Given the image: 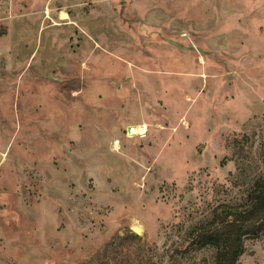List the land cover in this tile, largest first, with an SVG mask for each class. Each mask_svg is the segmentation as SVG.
Returning a JSON list of instances; mask_svg holds the SVG:
<instances>
[{"label":"rangeland","instance_id":"374dc122","mask_svg":"<svg viewBox=\"0 0 264 264\" xmlns=\"http://www.w3.org/2000/svg\"><path fill=\"white\" fill-rule=\"evenodd\" d=\"M0 27V264H211L192 230L264 177V0H0Z\"/></svg>","mask_w":264,"mask_h":264},{"label":"trees","instance_id":"16d2710c","mask_svg":"<svg viewBox=\"0 0 264 264\" xmlns=\"http://www.w3.org/2000/svg\"><path fill=\"white\" fill-rule=\"evenodd\" d=\"M6 33V29L0 27V38ZM213 222L217 225L213 223L192 230L193 243L199 247H213L211 264H242L240 257L245 251L246 239L264 237V177L254 182L240 204L226 206L214 216ZM126 238L132 240L138 235L128 231ZM103 257L104 254L99 264H106Z\"/></svg>","mask_w":264,"mask_h":264},{"label":"bare ground","instance_id":"6f19581e","mask_svg":"<svg viewBox=\"0 0 264 264\" xmlns=\"http://www.w3.org/2000/svg\"><path fill=\"white\" fill-rule=\"evenodd\" d=\"M64 14V13H63ZM62 18H67V16L64 14ZM63 20V19H62ZM146 131V125H141V126H137V125H129L128 126V135L130 137L132 136H136L138 134H142Z\"/></svg>","mask_w":264,"mask_h":264},{"label":"water","instance_id":"95a60500","mask_svg":"<svg viewBox=\"0 0 264 264\" xmlns=\"http://www.w3.org/2000/svg\"><path fill=\"white\" fill-rule=\"evenodd\" d=\"M132 231L135 232L136 234H141V229L137 227H132Z\"/></svg>","mask_w":264,"mask_h":264}]
</instances>
